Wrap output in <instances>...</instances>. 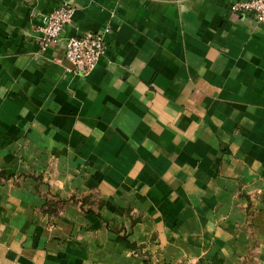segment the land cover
<instances>
[{
    "label": "crops",
    "instance_id": "1",
    "mask_svg": "<svg viewBox=\"0 0 264 264\" xmlns=\"http://www.w3.org/2000/svg\"><path fill=\"white\" fill-rule=\"evenodd\" d=\"M230 1L0 0V264H264V19ZM59 4L107 28L86 74L38 45Z\"/></svg>",
    "mask_w": 264,
    "mask_h": 264
},
{
    "label": "built area",
    "instance_id": "2",
    "mask_svg": "<svg viewBox=\"0 0 264 264\" xmlns=\"http://www.w3.org/2000/svg\"><path fill=\"white\" fill-rule=\"evenodd\" d=\"M228 9L232 12L249 14L255 20L264 19V0H231ZM73 14V7L59 4L45 15L41 25L36 27L40 49L60 42L62 54L73 70L79 74L88 73L106 49L103 30L85 31L80 34L61 36V31Z\"/></svg>",
    "mask_w": 264,
    "mask_h": 264
},
{
    "label": "trees",
    "instance_id": "3",
    "mask_svg": "<svg viewBox=\"0 0 264 264\" xmlns=\"http://www.w3.org/2000/svg\"><path fill=\"white\" fill-rule=\"evenodd\" d=\"M35 178H40V174L31 173ZM36 185L35 190L39 193L40 189L37 188ZM44 198V203L41 208L42 212L50 213L56 215L58 213L59 208L64 205L68 200H72L73 202H78L80 209L83 211L91 212L93 214L98 215L97 209L99 208L102 200L99 198H95L94 194L91 192L76 195L71 194L68 198H61L49 191V189H45L43 192H40Z\"/></svg>",
    "mask_w": 264,
    "mask_h": 264
}]
</instances>
